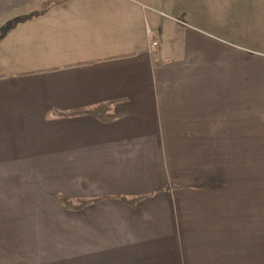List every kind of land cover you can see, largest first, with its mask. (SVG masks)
<instances>
[{
    "label": "crops",
    "instance_id": "obj_1",
    "mask_svg": "<svg viewBox=\"0 0 264 264\" xmlns=\"http://www.w3.org/2000/svg\"><path fill=\"white\" fill-rule=\"evenodd\" d=\"M67 1L0 38V264H264L243 214L183 193L185 168L215 188L216 138L264 131V0H151L170 40L134 0Z\"/></svg>",
    "mask_w": 264,
    "mask_h": 264
},
{
    "label": "rangeland",
    "instance_id": "obj_2",
    "mask_svg": "<svg viewBox=\"0 0 264 264\" xmlns=\"http://www.w3.org/2000/svg\"><path fill=\"white\" fill-rule=\"evenodd\" d=\"M67 0H0V28L4 27V25L10 24H17L18 26L23 23L24 19L32 18V21L27 24H22L23 26H26L28 28L29 32L33 29H37L36 27L39 25L37 23L39 20H41V17L45 14L47 8L50 7V5L58 4V3H64ZM75 0H68L67 2H71ZM86 2V3H100V0H79V2ZM137 4L142 5V9L144 13L142 12V19L144 20V23L148 25V27L154 31L157 30L159 33L167 34L168 39L170 40L172 35H175L172 33V30L165 25V23L161 22V18H164L166 20H169V23H172L174 25L180 26L183 29H187L183 25H187L182 23L183 20L181 17H175L173 14L172 16L165 18L156 15V12L154 9L159 8V6L156 7V5L153 4L151 0H134ZM133 2V1H131ZM154 2H159V0H154ZM135 4V3H133ZM136 5V4H135ZM137 6V5H136ZM41 13L40 16H38ZM151 13H154L153 15H150ZM165 13V12H164ZM166 14V13H165ZM156 16V17H155ZM146 19V20H145ZM146 21V22H145ZM155 23V24H154ZM186 23V22H185ZM154 24V25H153ZM183 24V25H182ZM244 37L236 38L235 41H242ZM232 42L235 44L236 42ZM1 44V42H0ZM244 45L247 49H250V45ZM257 49V48H256ZM245 54V50L244 53ZM257 54V53H255ZM252 55V54H251ZM47 61H50V57L48 56ZM250 60H255L250 59ZM259 66L263 65V61L259 59ZM200 81L208 80L210 82H213L211 77H204L200 76ZM202 84L206 85L205 82H202ZM210 83L206 86L209 87ZM259 117V116H258ZM260 127L254 131L252 129H249L247 132L243 131L242 137L238 138H232L231 141L225 139V138H216V142H219L223 145L216 147V154H223L224 158L231 160L233 158V164L224 165V173L223 176L220 174L219 176L215 174V181H211L210 186L215 188H209L207 184H201L199 186H194L193 183L196 180L194 178L196 174H199V170H193V169H187L185 168V176L186 180L184 182V191L183 193L185 195H188V197H191L190 194H194L193 202H197L198 198H201L202 202H207L215 204L218 209H223L224 211H230L233 210V214H243L242 218L236 219V221H246L249 226V230L251 232H256L258 230V233L260 234L261 231L264 233V193H263V187H264V131H263V124L259 123ZM210 140H188L186 139L185 142L187 146H191L194 144V147H203V144L205 143L208 145ZM167 144V158L168 162L170 164L171 168V174L173 173V170H175L178 161L175 160L176 156L173 152L174 150L171 147V152L169 149V144L171 145L170 141L168 139H165V145ZM187 148V147H186ZM197 151H200L199 149H196L195 153H193V156L195 158L198 157H209L206 153H199ZM243 151V153L241 152ZM241 152V153H240ZM177 156L181 159L183 163H188L189 161H186V158L183 154V152L178 153L176 151ZM235 154V155H234ZM241 154V155H240ZM242 154H252L250 156L251 160L248 161L245 157L249 158L247 155ZM213 157L216 158V156L209 157L211 160H213ZM197 160H195V165ZM197 167V166H196ZM217 167H219V163H217ZM212 169V167H210ZM259 174L261 176L256 177V175ZM245 175L246 177L253 178L255 176V180L257 181V187L256 189H259V196L248 198V200L245 197V190H240L239 200L236 199L234 196L236 195V191L238 189H234L233 187L228 188V185L237 184L238 182H242V176ZM244 180V179H243ZM247 180V179H246ZM198 188L201 189L200 193L197 192ZM249 193V191H247ZM247 200V201H245ZM226 202L225 204H223ZM221 208H220V206ZM232 206V207H229ZM243 208V209H242ZM192 210V208H191ZM254 210H258L257 212ZM253 212V213H249ZM245 216V217H244ZM259 227V229L257 228ZM261 230V231H259Z\"/></svg>",
    "mask_w": 264,
    "mask_h": 264
},
{
    "label": "trees",
    "instance_id": "obj_3",
    "mask_svg": "<svg viewBox=\"0 0 264 264\" xmlns=\"http://www.w3.org/2000/svg\"><path fill=\"white\" fill-rule=\"evenodd\" d=\"M15 24H9L7 27L8 28H11L13 27ZM6 27V28H7ZM110 110V106H98V107H94V108H90V109H87V110H77V111H73L71 113H68V114H64L65 116H81V115H92L96 118H103V116H107V113L109 112ZM223 144L217 142V146H221ZM235 155V154H234ZM241 155V154H240ZM242 155H247L249 156V158L245 157L248 161L251 160L250 156L252 154H242ZM213 156V155H211ZM216 156V160H215V163H216V175H220L222 174L223 176L225 175L224 173V165H228L229 164H233V158H231V160H229V158L227 159L226 157L224 158V155L223 154H215ZM217 163H219V167H217ZM259 176H261L259 174ZM258 174L256 175V177H259ZM255 176L253 178L251 177H246L245 178V175L242 176V182H238L237 184H234L232 185H228L227 187L231 188L233 187L234 189H238L235 193L236 195L234 196L236 199L239 200V195H240V190L239 189H244L245 190V197L246 199L248 200V198H253L256 196H259V189H256L258 188L257 187V181L254 179ZM244 179V180H243ZM247 179V180H246ZM264 188V187H263ZM218 189V188H217ZM247 191H249V193H247ZM263 193H264V189H263ZM58 203L60 204V206L62 207L63 210L65 211H71V212H81L83 211L84 209H86L87 207L89 206H92V205H95L96 203H99L100 202V199H91V200H85V199H82V200H71V199H66V198H63L62 196H59L58 195ZM123 201H125L124 199H122ZM245 200V201H247ZM243 209V208H242ZM257 212L258 210H254V212Z\"/></svg>",
    "mask_w": 264,
    "mask_h": 264
},
{
    "label": "water",
    "instance_id": "obj_4",
    "mask_svg": "<svg viewBox=\"0 0 264 264\" xmlns=\"http://www.w3.org/2000/svg\"><path fill=\"white\" fill-rule=\"evenodd\" d=\"M6 30V27L0 28V38L5 34Z\"/></svg>",
    "mask_w": 264,
    "mask_h": 264
},
{
    "label": "built area",
    "instance_id": "obj_5",
    "mask_svg": "<svg viewBox=\"0 0 264 264\" xmlns=\"http://www.w3.org/2000/svg\"><path fill=\"white\" fill-rule=\"evenodd\" d=\"M148 35L150 36L151 35V33L150 32H148ZM157 46V42H153L152 43V47H156Z\"/></svg>",
    "mask_w": 264,
    "mask_h": 264
}]
</instances>
